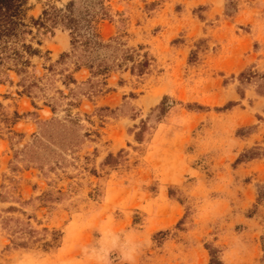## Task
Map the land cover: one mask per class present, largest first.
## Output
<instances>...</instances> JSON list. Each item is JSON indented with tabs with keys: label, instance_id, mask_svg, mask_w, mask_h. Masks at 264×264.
Here are the masks:
<instances>
[{
	"label": "rangeland",
	"instance_id": "obj_1",
	"mask_svg": "<svg viewBox=\"0 0 264 264\" xmlns=\"http://www.w3.org/2000/svg\"><path fill=\"white\" fill-rule=\"evenodd\" d=\"M107 4L105 85L60 27L0 82V264H264V0Z\"/></svg>",
	"mask_w": 264,
	"mask_h": 264
},
{
	"label": "trees",
	"instance_id": "obj_2",
	"mask_svg": "<svg viewBox=\"0 0 264 264\" xmlns=\"http://www.w3.org/2000/svg\"><path fill=\"white\" fill-rule=\"evenodd\" d=\"M109 0H68L62 6L54 3H47L38 16L29 14L28 0H0V82H3L6 71H14L20 77L18 84L24 86L29 92L30 86H25L27 68L31 65V58L42 54L41 39L38 34L53 32L55 28H62L68 31L70 50L60 55V60L75 58V70L85 67L90 74H94V66L97 73L103 76L102 85H105V78L114 67L122 65L117 57L107 56L103 50L111 47L110 42L104 41L99 30L101 21L108 19ZM115 41V39H114ZM118 50V47H114ZM112 57V58H111ZM131 54H126L124 59H130ZM134 61V60H132ZM130 67L133 73L137 68L138 72L149 65L147 58L135 60ZM240 83L248 82L252 78L264 80V73L258 74L246 70L238 74ZM76 79L72 74L66 76L63 84L67 87L69 83H75ZM241 95V93H240ZM233 105L227 103L224 107L217 109H228ZM53 109V108H52ZM20 116L14 112V120ZM255 156H252L253 158ZM241 161V158L237 159ZM257 203L264 202V184L257 187ZM55 238H53L54 240ZM16 246L26 247L25 241L14 242ZM52 241L45 242V248L51 246ZM209 264H222L216 258L213 250L209 249Z\"/></svg>",
	"mask_w": 264,
	"mask_h": 264
}]
</instances>
